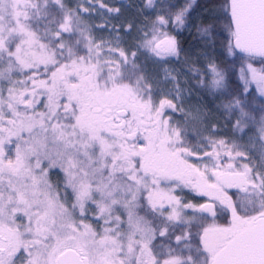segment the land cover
I'll return each mask as SVG.
<instances>
[{
  "label": "snow or ice",
  "instance_id": "1",
  "mask_svg": "<svg viewBox=\"0 0 264 264\" xmlns=\"http://www.w3.org/2000/svg\"><path fill=\"white\" fill-rule=\"evenodd\" d=\"M0 264H264V0H0Z\"/></svg>",
  "mask_w": 264,
  "mask_h": 264
}]
</instances>
